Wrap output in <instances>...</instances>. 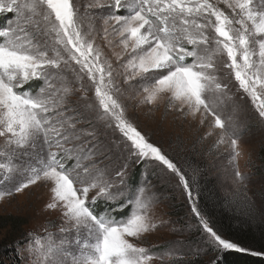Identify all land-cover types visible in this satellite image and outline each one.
Instances as JSON below:
<instances>
[{"label": "snow or ice", "instance_id": "6c2138e0", "mask_svg": "<svg viewBox=\"0 0 264 264\" xmlns=\"http://www.w3.org/2000/svg\"><path fill=\"white\" fill-rule=\"evenodd\" d=\"M0 14V181H17L16 193L45 184V207L61 219L59 240L29 232L17 242V264H151L165 255L179 264L174 252L141 246L159 202L146 178L129 182L141 163L176 178L213 264L229 252L264 257L217 228L195 180L124 102L135 88L142 103L167 98L185 119L208 124L205 137L218 129L243 184L236 101L250 100L264 120V0H0ZM243 195L251 207L246 186Z\"/></svg>", "mask_w": 264, "mask_h": 264}, {"label": "rangeland", "instance_id": "374dc122", "mask_svg": "<svg viewBox=\"0 0 264 264\" xmlns=\"http://www.w3.org/2000/svg\"><path fill=\"white\" fill-rule=\"evenodd\" d=\"M77 2L83 5L87 0H77ZM221 6L225 7L224 5ZM225 10L227 11L226 8ZM93 14L100 15L101 12L100 10H93ZM4 15L7 14H0V16ZM97 43L103 45V41L99 38H97ZM106 51L108 50L106 49ZM88 95L90 98L94 97V90H90ZM141 101L142 93L137 89L129 88L125 93L124 102L128 105L130 117L145 132L151 134L155 141L161 143L173 158L187 156L188 147L194 144L192 145L191 157H193V152L198 156V152L193 150H201L206 154V157L213 158L222 170L226 196L239 200L238 202L243 207L248 206V201L243 195L246 186L247 196L254 202L251 208L258 209L260 207L259 192L264 186V176L260 175L259 151L264 145V120L258 117L250 100L236 101L239 109L235 119L239 125L237 134L240 138L239 150L241 155L236 159L235 165L236 170L246 178L243 184L237 183L234 177L227 140L223 144H217L218 129L216 134L205 137L204 134L208 131L209 125L200 126L190 117L185 119L179 112L168 107L167 98L160 99L156 104H147ZM229 115H231L230 107L224 111L225 117ZM202 137L204 138L202 139ZM2 143L3 138H0V144ZM139 165L134 164L130 168L129 181ZM145 178L159 202L152 209L157 227L145 234L140 242L141 246L148 248L157 257L174 252L176 254L175 259L179 264H191L196 260L202 264H213L216 253L207 245L206 237L197 225L196 218L190 211L189 202L183 189L177 185L176 178L156 164H146L136 184H140ZM16 182L5 183L0 181V192L12 191V195L0 199V218H20L26 222V225L20 228L19 232L11 234L9 228L3 229L0 231V239L7 238L8 241L12 239L16 245L29 232L42 238L50 232L55 234L54 239L59 240L61 238L60 213L55 210H47L45 207L50 200L48 187L43 183H37L23 192L16 193L14 191ZM237 189L240 190L238 193L236 192ZM8 237L11 239L9 240ZM151 264H173V262L165 255L163 261L155 258Z\"/></svg>", "mask_w": 264, "mask_h": 264}, {"label": "trees", "instance_id": "16d2710c", "mask_svg": "<svg viewBox=\"0 0 264 264\" xmlns=\"http://www.w3.org/2000/svg\"><path fill=\"white\" fill-rule=\"evenodd\" d=\"M6 19L7 15L0 16V26L5 25ZM192 145L188 147L187 156H178L174 159L188 172L189 177L195 180V187L199 194V204L204 213L225 236L231 237L242 246L254 250L264 249V186L259 192L261 197L260 207L258 209L248 206L243 207L238 202L239 200L231 199V196L224 194L223 172L217 162L213 158L206 157V154L201 150H193L198 152V156L193 152V157H191ZM259 158L261 160L260 175L263 177L264 145L260 148ZM145 166L146 164L141 163L136 168L129 181L130 183H138ZM25 225L26 222L20 218H0V231L9 228L10 234L19 232L20 228ZM8 238L11 239V237ZM15 243L12 239L10 241L7 238L0 239V264H17ZM193 263L202 264L199 260ZM223 264H264V257H252L229 252L225 254Z\"/></svg>", "mask_w": 264, "mask_h": 264}]
</instances>
